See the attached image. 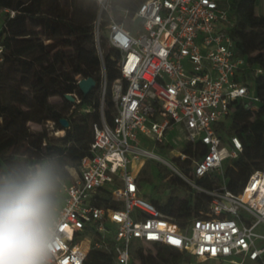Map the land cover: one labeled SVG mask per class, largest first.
Wrapping results in <instances>:
<instances>
[{"label": "built area", "instance_id": "2783aa9c", "mask_svg": "<svg viewBox=\"0 0 264 264\" xmlns=\"http://www.w3.org/2000/svg\"><path fill=\"white\" fill-rule=\"evenodd\" d=\"M94 1L93 36L103 84L100 120L93 124L89 153L69 168L53 264H83L92 245L111 253L114 264H130L134 247L153 245L189 254L195 262L264 264V161L240 193L226 187V164L243 147L221 125L237 103L253 112L262 109L242 77L246 63L236 56L230 36L231 0H144L133 9ZM102 40L118 75L110 85V122L104 113ZM4 49L0 40V63ZM70 94L71 109L90 111ZM46 127L54 136L64 133L50 121ZM171 130L181 134L180 149L166 140ZM187 145L191 153L183 150ZM158 146L180 166L189 161L188 173L154 154ZM145 159L163 162L193 190L209 194L208 216L192 218L182 228L144 197L133 166ZM202 177L217 186L204 191L195 183Z\"/></svg>", "mask_w": 264, "mask_h": 264}, {"label": "trees", "instance_id": "16d2710c", "mask_svg": "<svg viewBox=\"0 0 264 264\" xmlns=\"http://www.w3.org/2000/svg\"><path fill=\"white\" fill-rule=\"evenodd\" d=\"M142 1L112 0V3L133 9ZM4 9L14 12L13 16ZM96 13L94 0H0V40L5 48L0 63V168L20 162L25 155L30 158L46 153L60 154L69 168H75L89 153L93 124L100 120L101 63L93 36ZM230 16L233 19L230 36L235 43L236 56L246 63L242 77L251 80L262 107L253 112L237 103L230 118L221 125L226 136H237L243 147L238 157L225 167L226 187L237 194L242 191L250 173L264 161V15L257 13L255 0H231ZM101 45L107 81L104 113L110 122L113 110L110 85L118 75L104 40ZM25 63L30 66L31 74L24 70ZM257 69L261 72L256 73ZM86 77H92L97 87L83 95L76 82L78 78ZM3 89L15 93L20 99L9 104ZM70 93L77 94L81 105L89 107L90 111L79 112L78 106L71 109L72 103L65 98ZM13 118L20 126L9 131ZM61 118L68 120L69 127L62 135L54 136L46 123L50 121L54 130H62ZM183 150L191 153L189 145ZM188 164L189 161L181 166L185 173L190 170ZM144 181L151 182L149 178ZM168 182L188 187L193 193L182 199L171 195L163 203L149 199L164 215L182 228L192 218L208 216L209 194L193 190L179 177H170ZM195 183L204 191L217 186L215 180L206 177ZM137 262L197 264L193 256L165 245L134 247L130 264ZM113 263L111 253L93 245L83 262Z\"/></svg>", "mask_w": 264, "mask_h": 264}, {"label": "clouds", "instance_id": "9594fccd", "mask_svg": "<svg viewBox=\"0 0 264 264\" xmlns=\"http://www.w3.org/2000/svg\"><path fill=\"white\" fill-rule=\"evenodd\" d=\"M69 171L57 153L0 168V264H53Z\"/></svg>", "mask_w": 264, "mask_h": 264}, {"label": "rangeland", "instance_id": "374dc122", "mask_svg": "<svg viewBox=\"0 0 264 264\" xmlns=\"http://www.w3.org/2000/svg\"><path fill=\"white\" fill-rule=\"evenodd\" d=\"M257 13L264 15V0H255ZM24 70L31 74V68L28 64H23ZM251 85V91H253V85L251 80L248 82ZM103 84H100L101 94H102ZM107 90V81H106V88L105 94ZM3 95L6 101L10 104L16 102L20 99L15 93L3 89ZM20 126L18 120L16 118L12 119V123L8 127V130H15L18 129ZM181 136V134L177 130H171L166 134V140L168 144H172V146L176 149L181 148V142L178 140L177 137ZM153 153L158 155L163 160L167 161L172 167L177 169L178 171H182V168L179 164H177L174 160H172V154L168 151L163 150L161 147L153 148ZM137 166V164H136ZM133 166L135 167L134 172L137 176V181L141 185V189L143 191L144 197L148 199H158L161 203L165 202L169 196H174L177 199H182L183 197L187 196L189 193H193V191L188 187H181L176 184H172L168 182L170 177H178L177 173L164 164L163 162L156 160V159H145L144 163L141 166ZM163 175L165 177H163ZM145 178L150 179V183H146L144 180ZM171 189L175 191L172 192ZM146 251V250H145ZM147 252V251H146ZM197 264H227L225 262L219 261H203V262H196ZM114 264V263H113ZM138 264V262H137ZM244 264H252L251 262H245Z\"/></svg>", "mask_w": 264, "mask_h": 264}, {"label": "water", "instance_id": "95a60500", "mask_svg": "<svg viewBox=\"0 0 264 264\" xmlns=\"http://www.w3.org/2000/svg\"><path fill=\"white\" fill-rule=\"evenodd\" d=\"M79 91L83 95H87L90 93L91 90L97 87L96 81L92 77L81 78L77 84ZM65 98L69 102H73L74 98L71 94H66ZM59 124L63 129L69 127V122L66 118L59 119Z\"/></svg>", "mask_w": 264, "mask_h": 264}]
</instances>
